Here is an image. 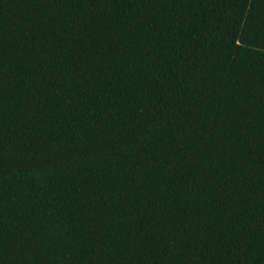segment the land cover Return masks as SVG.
Returning a JSON list of instances; mask_svg holds the SVG:
<instances>
[{
	"label": "trees",
	"instance_id": "obj_1",
	"mask_svg": "<svg viewBox=\"0 0 264 264\" xmlns=\"http://www.w3.org/2000/svg\"><path fill=\"white\" fill-rule=\"evenodd\" d=\"M0 264H264V0H0Z\"/></svg>",
	"mask_w": 264,
	"mask_h": 264
}]
</instances>
